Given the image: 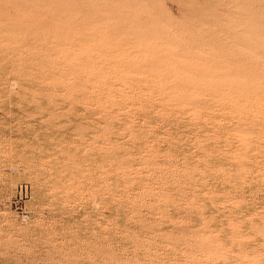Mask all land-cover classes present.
I'll list each match as a JSON object with an SVG mask.
<instances>
[{"label": "rangeland", "instance_id": "rangeland-1", "mask_svg": "<svg viewBox=\"0 0 264 264\" xmlns=\"http://www.w3.org/2000/svg\"><path fill=\"white\" fill-rule=\"evenodd\" d=\"M263 81L264 0H0V264H264Z\"/></svg>", "mask_w": 264, "mask_h": 264}, {"label": "bare ground", "instance_id": "bare-ground-1", "mask_svg": "<svg viewBox=\"0 0 264 264\" xmlns=\"http://www.w3.org/2000/svg\"><path fill=\"white\" fill-rule=\"evenodd\" d=\"M262 76V75H261ZM264 82V81H263Z\"/></svg>", "mask_w": 264, "mask_h": 264}]
</instances>
